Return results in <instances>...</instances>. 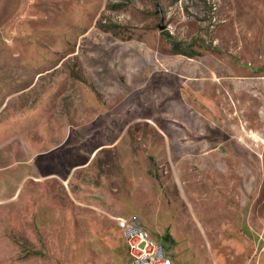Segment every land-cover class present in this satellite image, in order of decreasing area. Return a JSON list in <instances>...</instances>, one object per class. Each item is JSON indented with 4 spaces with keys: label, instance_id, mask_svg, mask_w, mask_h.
I'll list each match as a JSON object with an SVG mask.
<instances>
[{
    "label": "rangeland",
    "instance_id": "obj_1",
    "mask_svg": "<svg viewBox=\"0 0 264 264\" xmlns=\"http://www.w3.org/2000/svg\"><path fill=\"white\" fill-rule=\"evenodd\" d=\"M120 220L264 264V0H0V264H129Z\"/></svg>",
    "mask_w": 264,
    "mask_h": 264
},
{
    "label": "built area",
    "instance_id": "obj_2",
    "mask_svg": "<svg viewBox=\"0 0 264 264\" xmlns=\"http://www.w3.org/2000/svg\"><path fill=\"white\" fill-rule=\"evenodd\" d=\"M127 248L129 264H173L162 246L138 222L119 221Z\"/></svg>",
    "mask_w": 264,
    "mask_h": 264
},
{
    "label": "trees",
    "instance_id": "obj_3",
    "mask_svg": "<svg viewBox=\"0 0 264 264\" xmlns=\"http://www.w3.org/2000/svg\"><path fill=\"white\" fill-rule=\"evenodd\" d=\"M174 47H175L176 51H178V50L181 51L180 49H178V45L176 43L174 44ZM180 53H183V52H180Z\"/></svg>",
    "mask_w": 264,
    "mask_h": 264
}]
</instances>
